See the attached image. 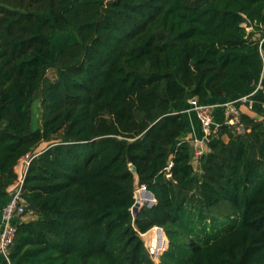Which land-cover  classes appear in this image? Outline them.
I'll return each instance as SVG.
<instances>
[{
    "label": "trees",
    "instance_id": "1",
    "mask_svg": "<svg viewBox=\"0 0 264 264\" xmlns=\"http://www.w3.org/2000/svg\"><path fill=\"white\" fill-rule=\"evenodd\" d=\"M191 97L243 128L197 160ZM263 104L264 0H0V192L29 158L1 264H155L154 225L159 264H264ZM136 181L157 202L133 213Z\"/></svg>",
    "mask_w": 264,
    "mask_h": 264
},
{
    "label": "built area",
    "instance_id": "2",
    "mask_svg": "<svg viewBox=\"0 0 264 264\" xmlns=\"http://www.w3.org/2000/svg\"><path fill=\"white\" fill-rule=\"evenodd\" d=\"M237 100L242 102L246 101L247 96H242ZM237 100L210 104L199 103L195 97L188 99L190 106L196 113L202 131L201 138H192L189 141L192 144L191 153L194 160H197L200 155L208 150V142L211 135L220 124L215 123L212 112L213 107L220 106L223 108V114L225 116L223 123L233 126L236 131L243 130L242 124L240 123V110L237 105ZM28 162L29 158L23 157L16 164L15 172L17 176L15 181L7 187L6 191L9 196L1 209L0 253L6 260H8L9 246L13 242L16 233V220H19L25 212L26 204L22 196V183ZM133 197V205H138V209L141 207L150 208L157 202L155 195L144 183H140L139 181L135 182ZM149 233H152V235L148 239H145ZM141 237L151 259L154 262H159L161 254L168 247V239L164 229L154 225L146 232L141 233Z\"/></svg>",
    "mask_w": 264,
    "mask_h": 264
},
{
    "label": "crops",
    "instance_id": "3",
    "mask_svg": "<svg viewBox=\"0 0 264 264\" xmlns=\"http://www.w3.org/2000/svg\"><path fill=\"white\" fill-rule=\"evenodd\" d=\"M188 103H189V101H188ZM212 104H214V103H212ZM242 106H241V108H243ZM183 111H184L187 126H186L185 132L180 137V139L190 141V139H192V138H198V139L201 138L202 137V131H201L200 124H199V121H198V118L196 116L195 111L192 109V107L190 105H188ZM212 112H213L215 123L219 124V123H223L225 121V116L223 114V108L222 107L215 106V107H213ZM8 196H9V194L7 191L0 192V222H1V209H2L3 205L5 204V202L7 201ZM23 217L24 216H22V218ZM145 239H148V237H145ZM2 261H3V256L0 253V264Z\"/></svg>",
    "mask_w": 264,
    "mask_h": 264
},
{
    "label": "rangeland",
    "instance_id": "4",
    "mask_svg": "<svg viewBox=\"0 0 264 264\" xmlns=\"http://www.w3.org/2000/svg\"><path fill=\"white\" fill-rule=\"evenodd\" d=\"M246 26V25H245ZM246 29L247 30H250L251 29V26H246ZM47 75L50 77V78H54L55 77V73L52 69L48 70L47 71ZM31 111H32V124H33V127H37L40 123V113H41V110H40V106H39V101L38 100H34L32 105H31ZM225 139H227L225 137ZM44 145H42L41 147H43ZM25 217H27L28 215H30L29 212L25 213ZM220 217H222L223 215H218ZM224 226V225H222ZM222 226L218 227L217 231H220L222 229ZM155 264H159L158 261H155Z\"/></svg>",
    "mask_w": 264,
    "mask_h": 264
},
{
    "label": "water",
    "instance_id": "5",
    "mask_svg": "<svg viewBox=\"0 0 264 264\" xmlns=\"http://www.w3.org/2000/svg\"><path fill=\"white\" fill-rule=\"evenodd\" d=\"M246 26H251L248 20H246ZM131 169L133 170V172H135L134 166L131 165ZM135 179L137 180L136 174H135ZM137 210H138V205H133L132 206V212L135 213V211H137Z\"/></svg>",
    "mask_w": 264,
    "mask_h": 264
}]
</instances>
